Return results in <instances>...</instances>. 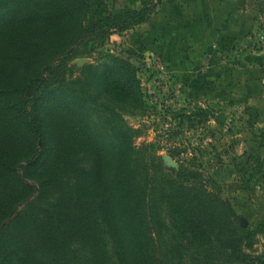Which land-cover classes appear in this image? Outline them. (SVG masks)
<instances>
[{"label": "trees", "instance_id": "1", "mask_svg": "<svg viewBox=\"0 0 264 264\" xmlns=\"http://www.w3.org/2000/svg\"><path fill=\"white\" fill-rule=\"evenodd\" d=\"M162 1L130 0L141 7L119 13L105 0H22L10 8L23 15L0 45V227L11 218L0 231V264H47L46 255L108 264L106 235L118 264H173L177 247L264 264V255L248 252L264 234V218L254 230L239 227L231 205L209 192L191 165L166 168L156 153L135 146L138 133L118 113L145 105L129 63L87 66L95 79L77 82L110 93L119 107L110 112L106 103L107 115L97 116L87 93L66 86L72 61L147 24ZM30 182L40 201L52 202L19 212L36 191ZM167 231L164 254L155 243Z\"/></svg>", "mask_w": 264, "mask_h": 264}, {"label": "rangeland", "instance_id": "2", "mask_svg": "<svg viewBox=\"0 0 264 264\" xmlns=\"http://www.w3.org/2000/svg\"><path fill=\"white\" fill-rule=\"evenodd\" d=\"M19 1L0 0L2 46L23 15L10 9ZM105 1L113 13L141 7L130 0ZM117 60L132 66L145 103L142 111L124 106L118 112L138 133L135 146L156 153L166 168L191 165L207 190L231 205L239 227L256 229L264 218V0H163L147 24L113 35L88 57L72 61L66 86L87 93L97 116L107 115L106 103L110 112L118 110V103L97 83L77 82L95 79L87 66L113 67ZM25 166L18 167L22 176ZM30 183L36 191L19 212L33 202H52L40 201L38 185ZM104 240L108 264H118L113 239L106 235ZM169 241L167 231L153 243L156 251L169 253ZM182 248L172 255L173 264H233L209 247ZM248 252L264 255L263 233ZM45 257L47 264H66ZM87 257L81 249V262Z\"/></svg>", "mask_w": 264, "mask_h": 264}]
</instances>
